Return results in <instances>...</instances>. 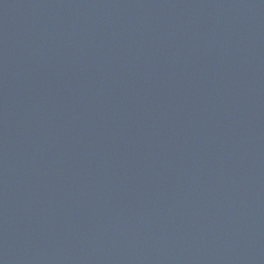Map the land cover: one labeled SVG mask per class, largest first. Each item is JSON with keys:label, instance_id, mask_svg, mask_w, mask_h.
<instances>
[{"label": "water", "instance_id": "obj_1", "mask_svg": "<svg viewBox=\"0 0 264 264\" xmlns=\"http://www.w3.org/2000/svg\"><path fill=\"white\" fill-rule=\"evenodd\" d=\"M0 264H264V0H0Z\"/></svg>", "mask_w": 264, "mask_h": 264}]
</instances>
